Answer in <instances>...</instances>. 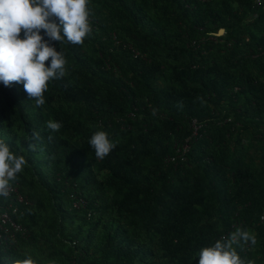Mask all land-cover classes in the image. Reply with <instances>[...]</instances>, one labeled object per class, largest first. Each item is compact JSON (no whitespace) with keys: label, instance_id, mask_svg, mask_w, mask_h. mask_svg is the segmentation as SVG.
I'll use <instances>...</instances> for the list:
<instances>
[{"label":"trees","instance_id":"obj_1","mask_svg":"<svg viewBox=\"0 0 264 264\" xmlns=\"http://www.w3.org/2000/svg\"><path fill=\"white\" fill-rule=\"evenodd\" d=\"M88 9L82 44L51 42L66 72L43 106L0 83V139L26 160L10 186L27 200L0 196L23 228L0 240V264H199L201 248L237 228L256 238L238 253L264 264V3ZM195 121L183 160L176 145ZM98 131L116 143L104 159L89 144Z\"/></svg>","mask_w":264,"mask_h":264},{"label":"clouds","instance_id":"obj_2","mask_svg":"<svg viewBox=\"0 0 264 264\" xmlns=\"http://www.w3.org/2000/svg\"><path fill=\"white\" fill-rule=\"evenodd\" d=\"M88 4L89 0H0V83L5 87L22 85L29 100H34L37 107L43 106L49 81L64 77L66 72L64 54L51 42H84L91 32ZM49 60L50 65H46ZM61 127L60 122H47L53 132ZM89 144L97 159H104L116 147L106 131L95 132ZM25 164L24 156L10 150V145L0 139V196L7 197L10 182L17 179ZM249 243L255 245V236L237 228L211 246L201 248L197 253L199 264H255L238 253ZM12 264L37 261L29 256L13 260Z\"/></svg>","mask_w":264,"mask_h":264},{"label":"built area","instance_id":"obj_3","mask_svg":"<svg viewBox=\"0 0 264 264\" xmlns=\"http://www.w3.org/2000/svg\"><path fill=\"white\" fill-rule=\"evenodd\" d=\"M256 3L258 6H262L264 3L263 0H256ZM92 22V20L89 18V23ZM138 54V53H137ZM201 127L197 126L196 121L193 124V137H190L186 139V144L182 145L181 147L176 145L177 148V155H179V158H182L184 160L185 153L189 150L188 142L192 141L193 138H196L199 136V129ZM168 162L176 163L177 159L176 157L172 156L169 157ZM11 195L16 196V201L18 204H25L27 203V200L19 195V191L14 186H9V192L7 197H10ZM18 206L9 205L6 208H3L0 213V240L7 242L9 240H14L16 237V233L22 232L23 228L18 225L14 220L13 216L18 213Z\"/></svg>","mask_w":264,"mask_h":264},{"label":"rangeland","instance_id":"obj_4","mask_svg":"<svg viewBox=\"0 0 264 264\" xmlns=\"http://www.w3.org/2000/svg\"><path fill=\"white\" fill-rule=\"evenodd\" d=\"M214 40H215V38H214Z\"/></svg>","mask_w":264,"mask_h":264}]
</instances>
